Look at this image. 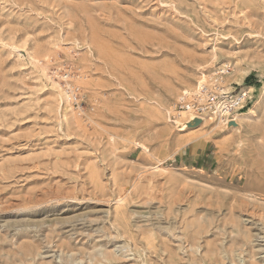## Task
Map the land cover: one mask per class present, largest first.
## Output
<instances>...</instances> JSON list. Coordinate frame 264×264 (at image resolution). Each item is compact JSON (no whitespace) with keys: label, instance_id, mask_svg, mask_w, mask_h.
Wrapping results in <instances>:
<instances>
[{"label":"rangeland","instance_id":"obj_1","mask_svg":"<svg viewBox=\"0 0 264 264\" xmlns=\"http://www.w3.org/2000/svg\"><path fill=\"white\" fill-rule=\"evenodd\" d=\"M263 87L264 0H0V264H264Z\"/></svg>","mask_w":264,"mask_h":264},{"label":"built area","instance_id":"obj_2","mask_svg":"<svg viewBox=\"0 0 264 264\" xmlns=\"http://www.w3.org/2000/svg\"><path fill=\"white\" fill-rule=\"evenodd\" d=\"M70 72H65L67 80L70 78ZM226 72L220 70L218 75L211 78V81H198L196 85L187 90H182L174 104L175 116H180L182 113L192 116L195 119L202 120L203 118L215 119L223 123L233 121L235 115L242 110L248 108L252 95L248 89L236 88L229 90L223 84V75ZM68 91V99L75 104L79 95V87L68 83L66 86Z\"/></svg>","mask_w":264,"mask_h":264},{"label":"bare ground","instance_id":"obj_3","mask_svg":"<svg viewBox=\"0 0 264 264\" xmlns=\"http://www.w3.org/2000/svg\"><path fill=\"white\" fill-rule=\"evenodd\" d=\"M33 58V57H32ZM224 68L228 67V64H223ZM224 71L226 72V74H228V78L230 80L234 79V76H236V71H240L238 70V68H236L235 66L233 67V70L232 72L228 71L227 69H224ZM237 84H240V82H236ZM262 88V87H261ZM264 88V87H263ZM249 89H252V86H249ZM260 89V88H259ZM264 91V89H263ZM263 93V92H262ZM60 98H62V95H60ZM65 99H67L65 97ZM64 99V100H65ZM259 103V100L256 101V104ZM256 110H255V107L251 106V107H248L247 109H245L244 111H242L241 113H238L237 115H235L233 121L239 123L240 120H244V119H247L250 115H253L255 114ZM208 118H203L202 120L199 121V123H204ZM194 120H196L195 118H193L192 116L190 115H187L185 113L182 114V117H181V120H173L171 122L175 123V124H178V127H180V131H183L185 130L187 127H192L193 123L195 122ZM219 121V120H218ZM219 123V122H218ZM241 123V122H240ZM198 124V123H197Z\"/></svg>","mask_w":264,"mask_h":264},{"label":"water","instance_id":"obj_4","mask_svg":"<svg viewBox=\"0 0 264 264\" xmlns=\"http://www.w3.org/2000/svg\"><path fill=\"white\" fill-rule=\"evenodd\" d=\"M194 121H195V123L197 124V123H199L200 119H196V120H194Z\"/></svg>","mask_w":264,"mask_h":264}]
</instances>
